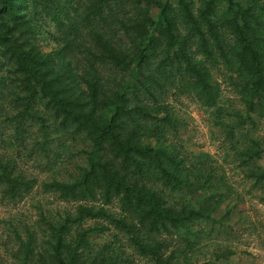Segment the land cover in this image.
<instances>
[{
	"label": "trees",
	"instance_id": "trees-1",
	"mask_svg": "<svg viewBox=\"0 0 264 264\" xmlns=\"http://www.w3.org/2000/svg\"><path fill=\"white\" fill-rule=\"evenodd\" d=\"M263 119L264 0H0V264H232Z\"/></svg>",
	"mask_w": 264,
	"mask_h": 264
},
{
	"label": "rangeland",
	"instance_id": "rangeland-1",
	"mask_svg": "<svg viewBox=\"0 0 264 264\" xmlns=\"http://www.w3.org/2000/svg\"><path fill=\"white\" fill-rule=\"evenodd\" d=\"M224 92L231 98L229 89ZM178 110L186 121L183 132L184 138L187 140V148L196 153H209L218 160L221 150L200 109L184 100ZM259 128L263 133L264 119L260 121ZM227 177L233 188L238 191L240 196H243L242 202L241 200L237 201L239 207L233 215L237 239L233 244L235 254L232 256V262L234 264H264V204L261 203L258 193L249 192V186L237 175V172L228 171ZM237 211L244 212L243 219L237 214Z\"/></svg>",
	"mask_w": 264,
	"mask_h": 264
}]
</instances>
